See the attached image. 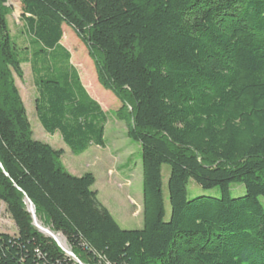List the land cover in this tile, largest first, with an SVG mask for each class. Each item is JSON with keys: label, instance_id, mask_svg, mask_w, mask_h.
Segmentation results:
<instances>
[{"label": "trees", "instance_id": "16d2710c", "mask_svg": "<svg viewBox=\"0 0 264 264\" xmlns=\"http://www.w3.org/2000/svg\"><path fill=\"white\" fill-rule=\"evenodd\" d=\"M0 0V264H78L34 225L61 233L84 264H264V0H18L21 57ZM85 43L118 120L142 147L144 227L123 229L71 174L63 149L36 140L14 75L30 62L37 117L75 154L105 147L107 113L84 87L63 26ZM171 216L165 220L163 165ZM194 180L221 196L188 198ZM242 183L243 196L230 186Z\"/></svg>", "mask_w": 264, "mask_h": 264}, {"label": "rangeland", "instance_id": "374dc122", "mask_svg": "<svg viewBox=\"0 0 264 264\" xmlns=\"http://www.w3.org/2000/svg\"><path fill=\"white\" fill-rule=\"evenodd\" d=\"M5 5L9 8L7 23L19 55L22 58L30 57L31 43L25 32L23 5L18 0H6ZM63 30L64 36L61 44L72 54L71 64L78 69L92 95L95 96L96 94L100 100L106 101V103L104 102L108 116L105 126L106 147L95 145L81 157L72 158L74 154L62 140L60 133L51 135L45 131L37 117L35 104L37 92L32 66L30 62H25L21 66L23 77L15 74L14 78L26 107L33 137L56 149L67 148L68 151L64 152L62 156V161L66 167L70 171H74L72 167L76 164L77 173L95 172L97 182L93 189L98 191L100 200L109 208L120 226L126 230L142 229L144 227L142 147L140 143L128 137L126 123L117 119L116 110L121 106V101L112 91L105 89L99 83L94 62L89 56L85 43L67 24H64ZM74 158L78 160V165ZM170 172V166L164 164L162 174L166 207L165 220H169L171 216L168 189ZM187 189L189 199L201 195L221 196L220 187L204 189L192 179L189 180ZM230 193L232 197L243 196L246 193V187L242 183H233L230 186ZM261 201L264 205V198H261ZM0 227L11 234L17 231L15 222L7 212L3 202H0ZM55 233L66 240L61 233ZM66 243L70 248L68 242Z\"/></svg>", "mask_w": 264, "mask_h": 264}, {"label": "water", "instance_id": "95a60500", "mask_svg": "<svg viewBox=\"0 0 264 264\" xmlns=\"http://www.w3.org/2000/svg\"><path fill=\"white\" fill-rule=\"evenodd\" d=\"M25 201L27 204V209L29 213L31 214L32 220H33V225L40 231L42 232L45 236L52 238L58 246L68 255L70 256L75 262L78 264H84L78 257L77 255L73 252L71 248L68 246L65 247L56 233L49 227H46L42 224V222L39 220L38 215H37V209L33 201L26 195L25 196ZM41 222V224H39Z\"/></svg>", "mask_w": 264, "mask_h": 264}, {"label": "crops", "instance_id": "0c3cea01", "mask_svg": "<svg viewBox=\"0 0 264 264\" xmlns=\"http://www.w3.org/2000/svg\"><path fill=\"white\" fill-rule=\"evenodd\" d=\"M81 76V75H80ZM81 80H82V83H83V85H84V87L86 88V90L88 91V93H89V95L93 98V99H95L100 105H101V107H102V109L105 111V113H107L106 112V110H105V108H104V102L106 103V101L104 100V101H102V100H100L99 99V97L95 94V96H93L92 95V93L90 92V90H89V88H87V84H86V82L85 81H83V78L81 77ZM86 84V85H85ZM58 133V132H57ZM57 133H55L54 135H56ZM60 136H61V134H60ZM62 137V136H61ZM62 140H63V138H62ZM64 141V140H63ZM65 143V142H64ZM66 144V143H65ZM67 145V144H66ZM68 146V145H67ZM93 146H95V145H92L91 147H93ZM97 146V145H96ZM53 147V146H52ZM69 147V146H68ZM91 147L87 150V151H85L84 153H82V154H75V153H73L72 152V150H71V153H73L74 154V156H72V158L73 157H81L82 155H84V154H86L87 152H89L90 151V149H91ZM97 147H100V146H97ZM106 147V146H105ZM56 149V148H55ZM63 150H65L64 152L66 153L68 150H67V148H65V147H63L62 148ZM74 160H77L76 158H74ZM63 162V164H64V166L66 167V165H65V163H64V161H62ZM79 163H78V160H77V165H78ZM76 167V164H74V166L72 167V168H74L73 170L74 171H70V169H68L67 167H66V169L71 173V174H73V175H75V176H82V175H84V174H86V173H88V172H86V173H77L78 171H77V168H75ZM90 172H92L94 175H96L95 174V172L94 171H90ZM97 178V177H96ZM96 182H97V179H96ZM96 184V183H95ZM103 203V202H102ZM0 232H5V233H9L7 230H5V229H3V227H0ZM11 234V233H10ZM14 234H18V230L16 231V232H14L13 233V235Z\"/></svg>", "mask_w": 264, "mask_h": 264}, {"label": "bare ground", "instance_id": "6f19581e", "mask_svg": "<svg viewBox=\"0 0 264 264\" xmlns=\"http://www.w3.org/2000/svg\"><path fill=\"white\" fill-rule=\"evenodd\" d=\"M39 224H41V222H39ZM58 236V238L60 239V241L62 242V244L65 246V247H67L68 245H67V241L62 237V236H60V235H57Z\"/></svg>", "mask_w": 264, "mask_h": 264}]
</instances>
